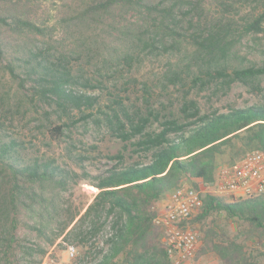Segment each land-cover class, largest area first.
Here are the masks:
<instances>
[{"label":"rangeland","instance_id":"1","mask_svg":"<svg viewBox=\"0 0 264 264\" xmlns=\"http://www.w3.org/2000/svg\"><path fill=\"white\" fill-rule=\"evenodd\" d=\"M99 1L0 0V12L28 20L39 29L2 34L0 136L20 142L24 160H53L77 175L64 190L48 187L46 202L33 209L23 204L9 208L0 220V264H47L48 258L65 259V244L75 246L76 264L97 263V251L106 252L108 227L89 240L68 235L97 193L83 175L101 176L113 167L146 164L150 154L133 146L138 136L123 144L115 138L104 124L105 114L146 117L149 122L144 131L152 133L160 130L164 119H182V109L189 104L200 114H208L245 109L264 101V77L251 87L239 82L228 85L222 78L201 74L197 68L201 54L195 45L214 25L238 27L246 15L260 12L264 0H145L139 7H115L107 14L78 19ZM29 51H40L66 68L76 82L71 89L95 97L94 107L74 109L69 118L54 113L51 102L38 97L35 85L18 67ZM263 62V37L243 36L235 43L226 72ZM9 66L15 68V78L10 76ZM83 115L87 116L80 118ZM57 126L63 127L58 137L49 132ZM118 153L122 159H113ZM228 162L226 155L220 156L216 167ZM195 183L204 191L203 183ZM181 184L191 185L189 181ZM10 186L9 178L0 175L4 195H10ZM207 221L216 231L236 237L251 264H264V242L245 238L244 224L227 221L223 215ZM65 224L64 232L58 234ZM192 225L200 246L201 225ZM87 227L86 221L83 232ZM186 264L223 262L208 252Z\"/></svg>","mask_w":264,"mask_h":264},{"label":"trees","instance_id":"2","mask_svg":"<svg viewBox=\"0 0 264 264\" xmlns=\"http://www.w3.org/2000/svg\"><path fill=\"white\" fill-rule=\"evenodd\" d=\"M144 2L102 0L88 6L78 19L107 14L115 7H139ZM261 8L260 12L246 15L234 29L230 24L214 25L195 42L201 54V64L197 67L201 74L208 78H222L228 85L234 82L251 87L257 85V80L264 77V62L261 65L249 63L232 69L230 73L226 72V63L232 57L235 43L243 36L261 35L264 39V5ZM22 30L39 31L28 20L0 12V56L4 53L2 34ZM21 62L22 65H18L21 73L33 82L40 99L51 102L54 113L59 117L69 118L72 110L80 111L96 104L95 97L73 91L71 84L76 82L70 72L50 61L42 52L29 51ZM8 71L12 78L17 76L15 68L9 66ZM182 112V119H164L160 130L152 133L144 131L149 122L146 117H131L119 112L104 115L105 126L122 144L138 136L139 140L133 146L149 153L150 160L146 164L113 167L101 176L83 175L97 193L81 215L74 232L71 230L68 235L89 240L108 227L110 231L105 239L108 249L104 253L97 251L100 259L96 264H172L161 239L162 231L153 224L157 214L154 206L183 181H189L195 189L199 188L195 181L213 184L216 161L220 156L226 155L228 164H233L249 153L264 152V101L245 109L208 114H200L194 105L189 104ZM62 130V126H57L49 132L58 137ZM22 152L20 142L0 136V175L8 177L11 185L9 196L0 191V220L8 215L9 208L17 204L33 209L35 204L46 202L44 192L48 187L64 190L77 176L53 160L33 158L26 161ZM113 159L121 160L122 156L118 153ZM217 215H223L227 221L244 224V237L263 243L264 194L226 203L206 193L191 222L200 224L203 233L193 259L197 260L209 252L215 253L223 264H251L243 250L244 245L236 237L210 226L211 222L207 220ZM86 221L88 227L83 232L82 226ZM67 226L65 224L58 234L63 233ZM261 256L264 258V253Z\"/></svg>","mask_w":264,"mask_h":264},{"label":"built area","instance_id":"3","mask_svg":"<svg viewBox=\"0 0 264 264\" xmlns=\"http://www.w3.org/2000/svg\"><path fill=\"white\" fill-rule=\"evenodd\" d=\"M204 187L202 191L200 188L181 184L169 191L158 204L153 224L162 231V242L173 264H186L199 247L198 232L191 222L199 212L206 193L219 197L226 203L264 194V152L255 151L233 164L217 166L214 183ZM63 251L65 259L48 258L47 264H76L73 262L76 256L75 246L65 244Z\"/></svg>","mask_w":264,"mask_h":264}]
</instances>
